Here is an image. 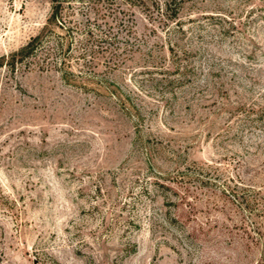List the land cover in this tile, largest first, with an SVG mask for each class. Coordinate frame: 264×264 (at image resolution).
<instances>
[{
  "label": "rangeland",
  "instance_id": "rangeland-1",
  "mask_svg": "<svg viewBox=\"0 0 264 264\" xmlns=\"http://www.w3.org/2000/svg\"><path fill=\"white\" fill-rule=\"evenodd\" d=\"M54 5L0 0V264H264V0Z\"/></svg>",
  "mask_w": 264,
  "mask_h": 264
},
{
  "label": "trees",
  "instance_id": "trees-1",
  "mask_svg": "<svg viewBox=\"0 0 264 264\" xmlns=\"http://www.w3.org/2000/svg\"><path fill=\"white\" fill-rule=\"evenodd\" d=\"M67 1H69V0H55V5L52 7L51 19L56 20L59 17V15L61 13L60 12L61 11V4H62V2H67ZM89 31H88V33H90ZM90 38H93V41L97 44H100L101 42L105 41L102 38H94L93 34H91ZM41 42L42 41L38 38H32L25 45V47L21 50V52L19 54L20 59H27V58L34 57L36 55V53L38 52V48H39ZM84 42L87 43L88 41L85 40ZM81 45H83V42H81ZM66 50H68V49L65 48V46L63 44V40L60 38V36H57L56 42H54L53 48L47 53V56L51 57L52 55H54L55 58L58 56L59 59L58 60L56 59V62H54V65L55 66L59 65L61 67H64L65 65H67V63H69L68 58H70V56H68L65 53ZM95 52L96 51L94 49L93 50L92 49L91 50H87V49L84 50L83 49L82 52L78 55V57H76V60H79V59L86 60L87 59L86 56H89L90 54L92 55ZM88 53H90V54L88 55ZM48 59H49V61H51L53 58H48ZM92 59L93 58H91V61H93Z\"/></svg>",
  "mask_w": 264,
  "mask_h": 264
}]
</instances>
